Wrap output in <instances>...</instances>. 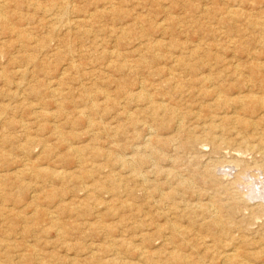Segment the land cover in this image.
<instances>
[{"label":"rangeland","instance_id":"obj_1","mask_svg":"<svg viewBox=\"0 0 264 264\" xmlns=\"http://www.w3.org/2000/svg\"><path fill=\"white\" fill-rule=\"evenodd\" d=\"M262 180L264 0H0V264H264Z\"/></svg>","mask_w":264,"mask_h":264},{"label":"bare ground","instance_id":"obj_2","mask_svg":"<svg viewBox=\"0 0 264 264\" xmlns=\"http://www.w3.org/2000/svg\"><path fill=\"white\" fill-rule=\"evenodd\" d=\"M244 100V99H243ZM256 181H258V179L256 180ZM263 181V180H262ZM256 183V182H255ZM259 184V183H258ZM258 184H256L257 186H258ZM263 185H264V181H263ZM260 186V185H259ZM262 187H264V186H262ZM254 188V187H253ZM252 188V189H253ZM258 188V187H257ZM254 189H256V188H254ZM263 188H260L259 190H262ZM257 190V189H256ZM263 191H264V189H263ZM263 191L261 192V193H263ZM257 192V191H256ZM259 192V191H258ZM254 194H256V193H254ZM263 195V194H262ZM258 197V196H257ZM262 199V198H261Z\"/></svg>","mask_w":264,"mask_h":264}]
</instances>
